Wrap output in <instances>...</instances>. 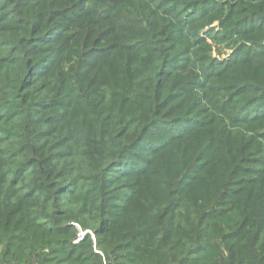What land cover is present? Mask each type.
Returning a JSON list of instances; mask_svg holds the SVG:
<instances>
[{"label":"trees","instance_id":"trees-1","mask_svg":"<svg viewBox=\"0 0 264 264\" xmlns=\"http://www.w3.org/2000/svg\"><path fill=\"white\" fill-rule=\"evenodd\" d=\"M250 1L246 12L230 13V22L238 17L233 25L242 21L248 26L252 18L264 22V2ZM120 7L117 14L99 20L101 30L92 34L110 37L103 55L89 60L92 36L71 50L91 63L84 68L91 72L80 90L70 92L72 76L64 72L60 76L67 77V84L60 97L66 100L36 104L42 112L68 107L71 93L81 97V117L46 116L45 124L51 127L47 136L38 130L42 124L31 107L17 126L12 145L18 150H12V160L28 157L47 136L66 149L51 160L64 161L57 169L66 180L53 184L54 166L38 176L43 178L34 174L36 184L29 195L7 196L9 206L0 208V246L10 236L0 264H264V81L259 76L264 53L212 72L205 87L196 89L193 79L182 81L178 74L185 69L168 70L173 55L179 54L177 32L170 30L174 25L164 26L159 12ZM212 8L208 13L216 12L217 7ZM90 17L93 14L70 24L87 27L95 23L87 21ZM201 22L194 18L188 25ZM259 27L263 31L264 23ZM28 39L13 45L12 55L24 56L21 65L24 75L33 73L32 88L39 83L33 71L42 61L37 57L42 48ZM69 47L67 36L59 48L61 60L43 74L48 81ZM95 78L107 89L89 88L88 80ZM201 89L214 95L209 106L214 113L208 111L203 123L176 134L177 123L205 115L197 94ZM92 97L102 102L100 112L91 110ZM247 112L253 114L243 118ZM115 184L126 191L120 196L122 206L116 208L119 213L110 204ZM55 187H62V198L44 196ZM14 198L18 202L13 203ZM81 231L95 233L97 251L91 234L82 238Z\"/></svg>","mask_w":264,"mask_h":264},{"label":"rangeland","instance_id":"rangeland-1","mask_svg":"<svg viewBox=\"0 0 264 264\" xmlns=\"http://www.w3.org/2000/svg\"><path fill=\"white\" fill-rule=\"evenodd\" d=\"M253 2L263 4L264 0H253ZM251 4L250 0H215L214 3L199 0L195 4H192L189 0H176L173 3L169 0H0V208L4 205L9 206L6 198L7 196L9 199L13 198V192L14 195L18 196L29 195L31 192L29 188L36 184L34 182V174L38 177L41 173H46V169L51 170L55 166L57 170L52 178L53 184L62 185L65 183L64 180L66 179L63 180L59 177L60 169H57L64 161L55 160V163H52L51 160L55 159L56 154L65 153L66 149L63 146H59L60 142L47 139V136L51 134L49 130L51 127L46 126L45 118L49 115L63 117L68 113L80 118L82 113L77 110L78 108L81 111L83 110L82 107H79L82 103L79 102L81 97L70 93L68 100L73 99L71 102L69 101L68 107L55 108L45 112H42V107L36 110L39 108L36 104L55 99L57 101L66 100V97H60L63 83L67 84V77L63 79L60 76L64 72L72 76V81L68 84L70 92L80 90L82 80L91 72V70L87 71V69H84L86 64L87 67H90V64L97 57L103 55L105 52L104 42H110L111 40L110 37L106 39L103 36L98 37L97 33L92 36L95 30H97L96 32L101 30L97 25L100 23L99 20L104 19L107 14H117L119 6H121L120 8H128L131 10L130 12L144 8L154 14L159 12L157 16L160 22L164 26L172 23L174 26L170 27V30L177 32L176 37L179 38L176 44L179 54L177 56L173 55L175 56L172 60L174 62L169 65L168 70L174 69L179 72L181 68L185 69L183 70L184 72L178 73L182 74V81L193 79L192 86L198 89L200 86L205 87L206 77L212 72L226 70L241 58L248 59L249 57H255L256 54L264 53V30L261 31L259 27L264 23L262 20L252 18L248 26L243 25L242 21L237 23V25H233V22L238 17L233 18L231 22L229 21L231 18L230 13L232 14L234 10L244 13ZM213 5L214 8L217 7L215 8L216 12L208 13L213 10ZM96 10H99L100 14H97ZM88 14H93V17H90L87 21H93L95 22L94 24L84 28L71 26L70 22L82 21L84 16ZM167 14H171L172 18H169ZM205 14L208 15L203 18ZM194 18H197V20L202 19V22L196 26L188 25V22ZM238 24H242V26L237 28ZM67 36L70 47L67 48L66 54L59 68L54 73L53 79L48 81L45 76L43 77V74L55 68L58 60H61L59 48ZM23 38H29L28 43L30 41L36 42L42 48V52L37 56L42 61L35 66L36 69L33 71L34 74L38 75L37 80H39V83L32 88H30V79L33 73L29 71L24 75V67L21 65L22 60L20 57L24 56L19 53L12 55L13 45L18 44ZM86 38H90V45L93 46L92 49H88V52L93 54V57L89 59L91 61L90 64L85 57L71 53L74 47L79 49V45ZM96 38L97 40L94 41ZM96 70L100 71L101 67ZM16 72L19 73L18 76ZM95 73H91V75ZM259 76L264 81V71L260 72ZM88 81H92L89 88L96 86L98 91L107 89L106 87L98 86L100 84L99 78L89 79ZM52 82L55 84L53 88L46 89L47 84ZM224 84L229 85L230 83L225 82ZM214 86L216 88L218 85L215 83ZM260 86L263 87L264 84ZM5 88L9 89L5 90ZM223 89L227 90L228 88L223 87ZM207 91L201 89L197 92L201 98L200 102L205 110V112L203 110L205 115L196 117L197 119L193 120L186 119L185 123H177L174 127L176 134H181L186 127L191 130L194 126H198L199 122L203 123L206 116H209L208 111L211 114L214 113L209 108L211 96L213 97L214 95ZM249 96L253 98L259 95L252 94ZM206 97L208 99H205ZM91 100V110L100 112L102 110L100 107L102 102L93 97ZM71 104L75 107L74 109H71ZM31 107L32 110H36L33 113L34 119L37 123L42 124L38 130L47 136H43L42 138L44 139L37 141L39 142L37 143L39 147L33 148L28 157H17L12 160V150H18L17 147L14 148L12 145V142L17 139V126ZM68 108L69 111L67 112ZM263 109L261 107V110ZM18 112H22V114L15 117ZM262 113L264 114V111ZM250 114H253V112H247L243 115V118L248 117ZM236 117L241 118L237 115ZM18 153L20 152L17 151L16 154ZM142 154L147 155L150 153ZM24 161H27V164L19 166V163ZM34 163L36 164L33 166ZM31 166H33L32 169H30ZM30 172L31 174H27ZM121 188L119 184H115L112 189L114 195L110 200V204L111 210L116 213L121 212L120 208H116L122 206L123 202L119 201L122 200L120 196H123L124 192H126ZM61 189L62 187H55L50 193H44V196L50 194L57 199L62 198ZM12 202H18V200L14 198ZM16 220L17 217L14 218L13 223ZM70 225L80 228V225L75 222H70ZM89 233L93 238V249L97 251L98 237L95 233L81 231V237L84 238ZM9 236L6 235V238L4 237L5 240L0 246V254L5 250ZM120 254H127V252ZM61 258L59 256L57 260Z\"/></svg>","mask_w":264,"mask_h":264}]
</instances>
